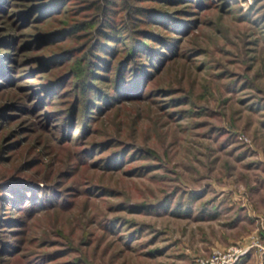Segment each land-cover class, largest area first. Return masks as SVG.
<instances>
[{
	"label": "rangeland",
	"instance_id": "rangeland-1",
	"mask_svg": "<svg viewBox=\"0 0 264 264\" xmlns=\"http://www.w3.org/2000/svg\"><path fill=\"white\" fill-rule=\"evenodd\" d=\"M112 2L0 0V264L264 247V0Z\"/></svg>",
	"mask_w": 264,
	"mask_h": 264
},
{
	"label": "built area",
	"instance_id": "built-area-1",
	"mask_svg": "<svg viewBox=\"0 0 264 264\" xmlns=\"http://www.w3.org/2000/svg\"><path fill=\"white\" fill-rule=\"evenodd\" d=\"M251 249H256L260 254L264 253L263 245L257 237H252L251 243L246 246L236 243L220 249H214L205 257L200 258L197 264H236ZM257 264H262V262Z\"/></svg>",
	"mask_w": 264,
	"mask_h": 264
},
{
	"label": "trees",
	"instance_id": "trees-1",
	"mask_svg": "<svg viewBox=\"0 0 264 264\" xmlns=\"http://www.w3.org/2000/svg\"><path fill=\"white\" fill-rule=\"evenodd\" d=\"M111 3H113L112 2V0H109ZM127 9H129V7H127ZM105 12V11H104ZM137 13V14H140V13H144L143 12V10L142 9H140V8H135L134 9V12L133 13ZM104 27H108L109 29H110V31L108 32V31H104V33H103V36H104V38H106V39H110V38H112L113 37V33H114V27L112 26V24H111V22H109V23H106L105 25H104ZM81 29H82V26H74L73 27V33L74 32H77V31H81ZM103 50L102 49V47H97V50ZM181 213V212H180ZM184 213H187L186 211L184 212ZM189 213V212H188ZM187 213V214H188ZM216 217V215H214V214H212V215H209V218H211V219H214ZM264 239V238H263ZM250 256V255H249ZM263 257H264V254L262 255ZM250 257H252V256H250ZM251 258H249V257H244V258H242L241 260H239L238 262H236V264H247L248 262H249V260H250Z\"/></svg>",
	"mask_w": 264,
	"mask_h": 264
},
{
	"label": "crops",
	"instance_id": "crops-1",
	"mask_svg": "<svg viewBox=\"0 0 264 264\" xmlns=\"http://www.w3.org/2000/svg\"><path fill=\"white\" fill-rule=\"evenodd\" d=\"M254 252L257 253L258 251L255 249ZM258 254L260 255L259 259L261 260V258H263L262 255H263L264 253L260 254V253L258 252ZM259 262H261V261H259Z\"/></svg>",
	"mask_w": 264,
	"mask_h": 264
}]
</instances>
